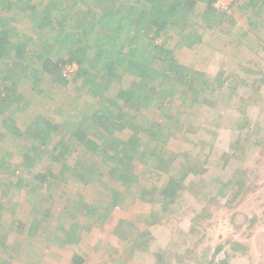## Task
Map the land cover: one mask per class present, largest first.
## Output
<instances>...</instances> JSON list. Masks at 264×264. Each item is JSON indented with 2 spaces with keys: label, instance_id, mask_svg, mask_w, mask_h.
Here are the masks:
<instances>
[{
  "label": "rangeland",
  "instance_id": "obj_1",
  "mask_svg": "<svg viewBox=\"0 0 264 264\" xmlns=\"http://www.w3.org/2000/svg\"><path fill=\"white\" fill-rule=\"evenodd\" d=\"M32 1L42 7L47 0ZM246 1L216 0L211 27L199 15L183 32L174 28L158 39L179 63L201 75L186 94L174 80L181 74L163 78L175 97L168 103L146 99L134 113L139 129L116 130L124 141L118 148L135 146L125 180H115L107 164L116 140L106 141L84 121L105 106L101 93L113 99L132 77L93 96L74 81L76 65H67L66 86L44 80L52 89L47 102L24 109L12 105L0 114V157L15 165L30 143L15 135V127L24 131L41 115L64 122L55 139L82 121L88 136L106 142L94 156L68 155L72 167L66 173L49 151L37 153L30 169L20 165L15 173H0V264H76L75 256L77 264H264V6L255 0L257 6L246 7ZM23 5L5 12L16 17L12 25L40 43L51 39L49 30L39 31L26 17ZM186 33L198 37L186 39ZM6 67L10 81L16 80L18 69ZM50 164L62 181L34 178ZM25 176L30 187H14ZM167 183L174 190L163 203ZM48 207L55 215L42 223L48 230L41 226L28 235L29 225L44 220L41 213ZM69 232L79 242L61 244Z\"/></svg>",
  "mask_w": 264,
  "mask_h": 264
},
{
  "label": "trees",
  "instance_id": "obj_2",
  "mask_svg": "<svg viewBox=\"0 0 264 264\" xmlns=\"http://www.w3.org/2000/svg\"><path fill=\"white\" fill-rule=\"evenodd\" d=\"M22 1V11L26 13V17L32 19L39 31L49 30L51 39L40 43L38 39L23 34L12 25L11 22L16 17L5 12L10 13L15 9L16 3ZM86 1L47 0L40 7L32 0H0V114L5 115L12 105L24 109L30 104L47 102L52 89L45 85L44 80L50 79L53 83L60 82L66 86L70 82L63 74L67 65H76L74 81L93 96L110 90L116 81L121 82L126 77H132L131 84L120 88L113 99L107 96L104 98L101 93L99 99H102V104L106 107L102 105L101 108L93 110L84 121L96 127L106 141L116 140L113 145L115 152L108 156L107 164L110 165V172L115 180L122 181L128 178L131 170L130 160L133 159L132 148L135 146L129 149L130 146L124 143L122 148H118V144H123L124 141H118L116 130L137 128V116L134 113L145 107L146 99L153 98L158 102L166 100L168 103L169 98L175 97V93L165 87L163 78L181 74L180 80L177 77L174 80L184 86L186 94V89L192 83L195 84L197 75H201L179 63L173 56V50L166 48L158 39L174 28L180 27L183 32L189 26L191 17L197 19L199 15L202 16L204 26L211 27V17L218 8L215 6L216 0H95V3ZM84 3L88 5L83 8ZM256 4L255 0L244 2L246 7L257 6ZM260 4L258 7L262 8L264 0L260 1ZM184 35L186 39L198 37L192 33ZM142 39H146V42L139 45ZM187 42L192 44V41ZM9 64V69H18V80L10 81L6 67ZM202 86L209 88L210 85L203 83ZM37 95H40V98L33 101V97ZM105 101L109 103L106 104ZM64 103L61 105L66 106ZM6 118L5 123L8 120ZM64 126V122L60 120L41 115L27 126V130L21 131L19 127H15V135L25 136L30 141L23 148L27 150V155L16 165L0 157V173H15L14 168L20 165L30 169L35 155L44 151H49L58 165L61 164L59 171L66 173L72 167L66 161L68 155L76 152L94 156L103 147L102 144H106L105 141L98 143L88 136L82 128V121L73 129L71 127L60 139H55V135ZM8 127L10 128V125ZM133 137L138 140L137 135L133 134ZM58 173L54 172L50 164L47 171L33 175L41 183L50 182L49 179L62 181V173ZM30 185L25 176L20 178L14 187L21 190ZM171 189V183H167L163 190V203H166L168 191ZM66 202V206H69V202ZM54 204L55 201L51 206ZM58 207L57 203L56 209ZM53 210L51 207L45 208L41 213L44 220L40 218L32 221L28 227L29 235H34L36 230L43 226L42 223L55 216ZM21 227L23 229L24 225L21 224ZM43 229L48 230L45 226ZM61 238V244L79 242V238L70 232ZM73 258L77 259L76 264L79 263L78 257Z\"/></svg>",
  "mask_w": 264,
  "mask_h": 264
},
{
  "label": "crops",
  "instance_id": "obj_3",
  "mask_svg": "<svg viewBox=\"0 0 264 264\" xmlns=\"http://www.w3.org/2000/svg\"><path fill=\"white\" fill-rule=\"evenodd\" d=\"M23 230V229H22ZM25 230V229H24ZM27 230H28V228H27ZM28 235H29V233H28Z\"/></svg>",
  "mask_w": 264,
  "mask_h": 264
}]
</instances>
